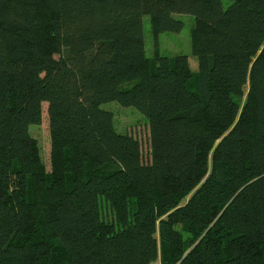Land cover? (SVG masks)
<instances>
[{
    "label": "trees",
    "instance_id": "trees-1",
    "mask_svg": "<svg viewBox=\"0 0 264 264\" xmlns=\"http://www.w3.org/2000/svg\"><path fill=\"white\" fill-rule=\"evenodd\" d=\"M156 263L264 264V0H0V264Z\"/></svg>",
    "mask_w": 264,
    "mask_h": 264
},
{
    "label": "rangeland",
    "instance_id": "rangeland-1",
    "mask_svg": "<svg viewBox=\"0 0 264 264\" xmlns=\"http://www.w3.org/2000/svg\"><path fill=\"white\" fill-rule=\"evenodd\" d=\"M177 20L183 22L184 26L179 33H163L154 35L151 29L150 17L144 16V34L146 54L149 58L161 57L175 58L179 55L189 57L192 70L198 71V61L192 56V45L190 31L194 24V17L186 14H176ZM133 84L125 83L124 88ZM48 105H43V121L39 126H31L30 132L39 141L42 151V157L46 164L48 172L51 171V136L47 115ZM114 114V123L120 133H127L136 137L142 146L144 156L150 155V131L147 120L134 108L120 106L116 102L108 103L102 106ZM159 264V263H156Z\"/></svg>",
    "mask_w": 264,
    "mask_h": 264
}]
</instances>
